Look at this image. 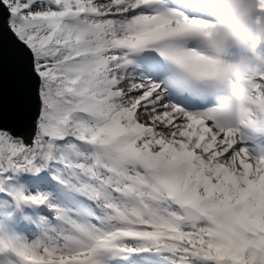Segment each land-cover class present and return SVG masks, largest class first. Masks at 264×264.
<instances>
[{"label": "snow or ice", "instance_id": "snow-or-ice-1", "mask_svg": "<svg viewBox=\"0 0 264 264\" xmlns=\"http://www.w3.org/2000/svg\"><path fill=\"white\" fill-rule=\"evenodd\" d=\"M215 25L194 0H0V264H264V44L219 56Z\"/></svg>", "mask_w": 264, "mask_h": 264}, {"label": "clouds", "instance_id": "clouds-1", "mask_svg": "<svg viewBox=\"0 0 264 264\" xmlns=\"http://www.w3.org/2000/svg\"><path fill=\"white\" fill-rule=\"evenodd\" d=\"M196 4L207 12L218 10L223 13L216 21L211 37L207 38L209 48L217 55L234 49L253 52L264 44V25L257 27L254 23L257 0H196ZM251 63V58L246 55L236 57L231 64L223 66L222 71L243 74ZM228 118H236L235 108L228 113Z\"/></svg>", "mask_w": 264, "mask_h": 264}, {"label": "bare ground", "instance_id": "bare-ground-1", "mask_svg": "<svg viewBox=\"0 0 264 264\" xmlns=\"http://www.w3.org/2000/svg\"><path fill=\"white\" fill-rule=\"evenodd\" d=\"M233 108H235L236 111H237V103H234V104L232 105L231 110H232ZM231 110H230V111H231ZM236 114H237V112H236Z\"/></svg>", "mask_w": 264, "mask_h": 264}]
</instances>
